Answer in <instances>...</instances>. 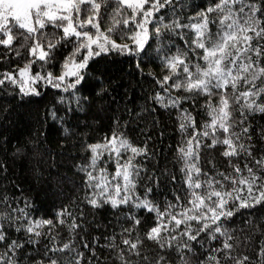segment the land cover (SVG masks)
Returning a JSON list of instances; mask_svg holds the SVG:
<instances>
[{
	"label": "trees",
	"instance_id": "1",
	"mask_svg": "<svg viewBox=\"0 0 264 264\" xmlns=\"http://www.w3.org/2000/svg\"><path fill=\"white\" fill-rule=\"evenodd\" d=\"M214 2L175 0L174 8L161 10L157 16H163L164 23L176 17H179L182 24L195 23L191 18ZM106 23L107 16L101 27ZM149 28H152L151 24ZM44 33L45 39L53 42L62 36V31L52 26L46 28ZM182 33L183 39L165 30L158 38L150 39L145 52L139 56L116 51L94 56L81 72L83 80L74 89L65 91L63 87L54 88L40 80L31 85L39 95H25L18 85L10 81L0 85V213L9 214L13 209H24L28 215L19 220L18 224L45 219L55 224L52 228L47 225L38 228L37 231L43 233L39 237L9 227L8 242L16 240L23 245L14 257L17 264H49V258L57 260L58 264H75L80 253L83 254L81 264H119L117 251L110 245L126 249L122 240L135 241L137 237L143 240L140 246L141 257L147 256L148 261L133 255L129 257L133 264H155L159 256H164L168 264H181L180 255L176 251L161 249L154 241L145 239L146 232L158 223L155 212L149 213L146 209L131 205L113 208L98 196L99 207L89 204L87 200L93 198L94 192L99 189L86 186V176L81 166L89 163L91 153L87 145L102 143L115 132L128 139L133 146L147 149L146 154L134 160L140 169L134 200L144 199L146 190L151 188L147 199L161 211L168 209L169 205H176V208L170 209L176 213L191 207L188 201L192 199V191L205 194L206 188H188L185 175L181 172L184 162L178 149L185 145L194 131L192 127L183 132L180 130L181 113L184 110L191 113L196 120L195 130L202 132L204 124L211 119L206 107L208 98L201 95L182 100L179 107L168 108L162 107L155 99L158 93L165 96V103L169 95L173 98L190 95L176 89L166 93L158 83L168 75V69L164 67L166 57L187 52L192 63L203 65V61L198 60L185 44V41L194 38V33L189 29H183ZM113 39L117 43L131 45L129 39H120L119 33H114ZM23 43V39H18L12 49L0 46V79L4 73H12L19 79L17 70L35 59L28 53L31 41L20 48ZM73 47V43L61 41L51 52V59L47 63L37 60L32 65V75L40 73L43 76L47 72L58 75ZM17 50L21 53L19 56L16 55ZM171 84L170 80L164 87ZM217 102L218 98L212 97V103ZM260 102L264 103V100ZM238 109L239 105H234V131L239 133L242 127H248L251 140L242 137V142L251 145L253 157H264V113L245 109L242 115ZM217 135L223 139L222 133ZM201 140V181L208 178L221 180L220 173L236 175L232 168L234 164L242 169L245 163L254 166L252 159L244 155L224 157V145L205 147L211 144V137H201ZM129 155L122 154L121 163ZM112 156L109 159V154L105 153L99 162V168L107 169L110 180L116 170L115 154ZM94 175H98V172L94 171ZM242 175L247 173L243 172ZM116 182L119 181H112ZM215 187L231 191L233 185L226 181L222 189L219 185ZM236 187L244 188L239 184ZM109 191H112L111 187ZM239 194L247 196L246 188ZM176 197L180 198L179 201ZM238 203L229 201L228 207L234 209ZM64 209L71 216H64L65 224L61 225L57 222V214ZM13 215L21 217L22 213L16 211ZM132 216L141 223L133 226L130 219ZM73 218L79 225L75 230L68 227ZM164 222L167 223L166 218ZM192 224L195 229L197 225L195 222ZM168 227L169 232L164 233L166 237L178 236V232L171 231L173 225L169 224ZM223 227L233 237L230 243L234 245V257L248 256L251 264H261L258 252L264 244V204L254 208H238L233 217L223 221ZM128 228H133V231H123ZM217 237V240H210L206 234L201 233L199 242H192L193 252L185 251L189 264H200L209 249L219 248L224 237L219 234ZM186 239H178L176 243H183ZM64 244H70V248L63 252L49 251L53 247L62 248ZM6 250V244H0V254ZM125 255L128 256L126 250ZM221 264H225L223 259ZM227 264H234V261H228Z\"/></svg>",
	"mask_w": 264,
	"mask_h": 264
},
{
	"label": "snow or ice",
	"instance_id": "2",
	"mask_svg": "<svg viewBox=\"0 0 264 264\" xmlns=\"http://www.w3.org/2000/svg\"><path fill=\"white\" fill-rule=\"evenodd\" d=\"M174 6L175 0H0V46L12 49L15 41L23 39L24 43L20 48H24L31 41L28 53L35 58L17 70L19 79L12 73H4L0 85L10 81L18 85L25 95H39L31 86L37 81L44 80L54 88H61L67 78L71 77L74 79L66 84L64 90L74 89L83 80L81 72L94 56L110 51L139 56L145 52L149 40L153 37L158 38L165 30L180 35L181 39L183 29L191 30L194 38L185 41V44L198 60L203 61V65L192 63L187 52L166 57L164 67L168 69V75L158 81L166 93L176 89L190 95L175 98L169 95L165 103V96L158 93L155 99L162 107L168 108L179 107L182 100L201 95L208 98L206 107L211 119L204 124L202 132L195 130L196 120L191 113L187 110L181 113L180 130L183 132L192 127L194 131L185 145L178 149L184 162L181 172L185 175V183L189 189L206 188L205 194L192 191V199L188 201L191 207H185L183 211L176 213L170 211L176 208V205H169L168 209L161 211L148 200L147 195L151 193V188L146 190L144 199L134 200L140 173L134 160L137 156L146 154L147 149L133 146L128 139L114 132L102 143L87 145L91 156L89 163L81 166V171L85 173L86 186L99 189L87 202L93 207H99L100 200L96 198L98 196L103 198L104 203H110L113 208L131 205L134 208L146 209L149 213L155 212L158 223L146 232L145 239L154 241L161 249L176 251L180 255L181 264H189L185 258V251L193 252L192 242H199L201 233L206 234L210 240H217V234L224 239L219 248L208 250L200 264H221L222 259L225 264L228 261H234V264H251L248 256L232 255L234 245L230 241L233 237L223 227V221L233 217L238 208H254L264 204V157L256 159L252 156L251 145L242 142V137L251 140L249 128L242 127L239 133L235 132L236 122L233 119L234 105H239L238 110L242 115L245 109L249 112L264 113V103L260 102L264 100V0H215L191 18L196 21L195 23L182 24L179 17L164 23V17L157 14ZM105 16L108 17V23L102 28ZM49 26L62 31V36L55 42L45 39L44 30ZM114 33H119L122 40L129 39L131 45L117 43L113 39ZM61 41L74 44L73 50L64 60L61 74L57 76L47 72L43 76L40 73L32 75V65L37 60L47 63L51 59V52ZM81 50H86V54L77 60ZM20 54L17 50L16 55ZM170 80L172 84L164 87ZM214 96L218 98L215 104L212 103ZM240 123L243 124V120ZM217 133H222L223 139ZM201 137H211V144L204 145L205 147L224 145L226 146L222 153L224 157L244 155L252 159L254 166L250 167L245 163L242 169L238 164H234L232 168L236 175L220 173L221 180L208 178L201 181L199 179L202 174L199 167ZM105 153L109 154V159L115 154L116 170L111 175V180L107 169L99 168V162ZM124 153L130 155L121 163ZM94 171H97L98 175H94ZM243 172L247 175H242ZM226 181L233 185L231 191L218 190L215 187L219 185L222 189ZM238 184L244 188L236 187ZM245 188L247 196L242 197L239 193ZM176 199L179 201L180 198ZM229 201H238V207L230 209ZM16 211L22 213V216H14L13 213ZM27 215L24 209H13L9 214L0 213V244H6L7 249L0 254V264H17L15 254L23 248L16 240L8 242L9 227L17 232L24 230L37 237L43 234L37 231L38 228L46 225L49 228L55 227L54 222L47 219L28 220L26 224H18V221ZM64 216H71V213L64 209L57 214V222L61 225L65 224ZM165 218L167 223L164 222ZM130 219L133 226L141 223L135 216ZM192 222L197 225L195 229ZM169 224L173 225L171 231L178 232V236L172 235L169 238L164 235L169 232ZM182 225L184 227L181 229ZM68 227L75 230L79 225L73 218ZM123 231L131 233L133 228ZM184 237L187 238L186 241L176 243L178 239L182 240ZM122 244L126 249H119L115 244L110 245L117 251L116 259L119 264H133L129 259L133 255L141 257L140 246L143 240L139 237L135 241L124 239ZM69 248L70 244H64L62 248L53 247L49 251L63 252ZM125 250L128 256L125 255ZM82 256V253L78 254L75 264H81ZM258 256L261 258V264H264V244L261 245ZM141 258L145 262L148 261L147 256ZM49 264H58V261L49 258ZM155 264H168V261L164 256H159Z\"/></svg>",
	"mask_w": 264,
	"mask_h": 264
},
{
	"label": "rangeland",
	"instance_id": "3",
	"mask_svg": "<svg viewBox=\"0 0 264 264\" xmlns=\"http://www.w3.org/2000/svg\"><path fill=\"white\" fill-rule=\"evenodd\" d=\"M94 31H95V30H94ZM94 31H93V32H94ZM85 54H86V50H83V51L81 50L80 54L77 56V60L82 59V57H83ZM61 72H62V69H61V71H60V73H59L58 75H60ZM58 75H57V76H58ZM73 79H74V78H71V77L67 78V80L64 82V84H62L61 87L64 88V87L66 86V84L72 82Z\"/></svg>",
	"mask_w": 264,
	"mask_h": 264
}]
</instances>
